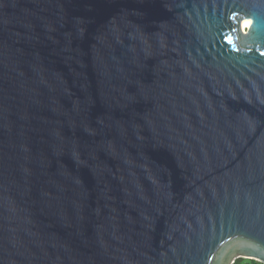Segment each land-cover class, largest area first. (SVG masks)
I'll use <instances>...</instances> for the list:
<instances>
[{
    "label": "water",
    "instance_id": "water-1",
    "mask_svg": "<svg viewBox=\"0 0 264 264\" xmlns=\"http://www.w3.org/2000/svg\"><path fill=\"white\" fill-rule=\"evenodd\" d=\"M264 264V0H0V264Z\"/></svg>",
    "mask_w": 264,
    "mask_h": 264
},
{
    "label": "trees",
    "instance_id": "trees-1",
    "mask_svg": "<svg viewBox=\"0 0 264 264\" xmlns=\"http://www.w3.org/2000/svg\"><path fill=\"white\" fill-rule=\"evenodd\" d=\"M234 264H263L253 259H238Z\"/></svg>",
    "mask_w": 264,
    "mask_h": 264
}]
</instances>
